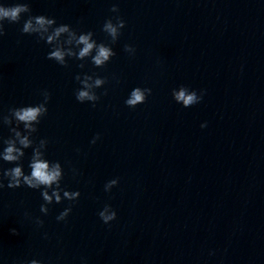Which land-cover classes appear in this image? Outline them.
I'll list each match as a JSON object with an SVG mask.
<instances>
[{
  "label": "clouds",
  "instance_id": "obj_1",
  "mask_svg": "<svg viewBox=\"0 0 264 264\" xmlns=\"http://www.w3.org/2000/svg\"><path fill=\"white\" fill-rule=\"evenodd\" d=\"M111 11L118 12L119 9L114 5ZM25 13H31L28 3H17L13 6H4L0 4V35L4 34L3 21L6 20L9 23H18L21 20L22 14ZM114 19L115 22H113L111 18L106 20L102 28L111 38L112 43L118 40L121 34L120 30L125 27V22L122 18L117 16ZM21 31L24 34H35L39 39L51 45L52 50L48 53L47 58L56 61L61 66H67V61L65 60L66 56L69 58L74 57L80 61H84L85 58L91 57L92 64L99 68L103 67L110 61V58L116 55L111 46L105 43H97V41L93 39L94 34L91 31L78 34L69 25L61 24L57 26L54 18H49L44 15H29L28 19L24 21ZM124 50L130 52L135 49L130 45H125ZM83 66V64L80 65V67ZM75 79L81 84V88L76 91L77 101L81 103L90 101L93 102V106H95V102L99 100V96L95 91L90 90L93 84H90L89 81H94V86L100 88V86L106 82V79L87 74H85L83 78L77 75ZM151 92L152 90L150 88L141 90L140 87H136L132 90L130 98L126 99L125 104L128 107L135 108L137 105L145 103L147 96L151 95ZM41 94L43 96V102L35 106L30 105L9 109L10 117L15 119L17 127L23 124L24 129L31 132L37 131V128L33 127V124H39L40 118L47 114L48 109L46 105L50 100V93L47 90H44ZM172 95L177 103H181L183 107L188 108L201 101L203 91L198 95L195 90H189L185 86H180L179 91L174 89ZM11 118L4 117V123L11 124ZM201 127H205V125L202 124ZM11 131L14 132L15 137L19 140L20 147L16 146L15 139L9 138L4 140L3 143L6 147L0 152V158L8 163H17L20 161L21 157L25 155L22 149L32 146L33 141L29 140L27 136H21L20 132L16 131V128H12ZM97 139H99L98 135L91 143L95 144ZM46 142V140H41L39 143L40 145H44ZM40 157L41 153L37 149H33V155L29 164V175L24 174L21 166H15L4 170L2 176L8 179L7 187L15 189L26 185L31 189H40L41 186H43L44 190L41 192V195L47 204H52L53 200H55L57 204L61 203L63 199L76 201L80 197L79 191H67L61 188V180L63 179L61 164L59 162L49 163ZM117 183L118 179L108 181L104 186L105 191H110L111 187ZM3 187L4 184L0 182V188ZM49 189H51V195H49ZM109 207L111 206L106 204L104 206V211L99 212V217L105 224L115 220L117 215L115 210L110 214H106ZM71 210V207L65 208L56 219L58 221L65 220ZM40 211L47 214L49 209L45 204H42ZM36 223L43 226V221L39 218H37ZM10 231L14 235L17 234L16 229H11ZM29 264H40V262L33 259Z\"/></svg>",
  "mask_w": 264,
  "mask_h": 264
}]
</instances>
